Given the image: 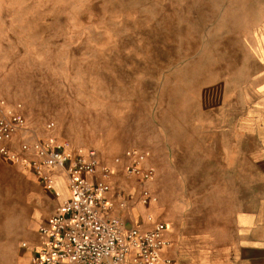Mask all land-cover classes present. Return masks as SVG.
<instances>
[{"label":"rangeland","instance_id":"374dc122","mask_svg":"<svg viewBox=\"0 0 264 264\" xmlns=\"http://www.w3.org/2000/svg\"><path fill=\"white\" fill-rule=\"evenodd\" d=\"M261 28L264 0H0V114L21 106L30 137L104 163L154 150L164 173L149 208L161 210L194 186L165 169L169 132L214 116L219 73L252 55ZM137 183L140 200L152 182ZM38 186L0 157V264L28 254Z\"/></svg>","mask_w":264,"mask_h":264},{"label":"crops","instance_id":"0c3cea01","mask_svg":"<svg viewBox=\"0 0 264 264\" xmlns=\"http://www.w3.org/2000/svg\"><path fill=\"white\" fill-rule=\"evenodd\" d=\"M259 34L258 40L249 42L252 55L219 73L210 95L217 104L214 116L169 132L168 145L177 156L173 160L168 157L167 173L194 178V186L187 187L180 201L175 203L168 195L161 210L156 206L150 211L154 203L145 206L142 197L135 199L141 181L127 174L128 161L114 163L127 151L113 163L106 162L115 173L109 198L121 203L128 200L127 209H117V216L128 228L140 231L151 229L149 216H161L168 224L164 238L170 243L163 254L174 264H264V28ZM173 139L177 141L171 142ZM128 151L146 155L142 168H154L156 177L163 176L162 168L153 163L158 158L154 150ZM165 153L163 150V156ZM23 169L39 184L36 220L29 242L23 244L28 251L23 264H30L42 241L38 223L40 227L48 222L70 192L62 171L52 172L55 190L48 191L32 170ZM154 181L150 191L155 195ZM121 188L131 190L133 200L123 196Z\"/></svg>","mask_w":264,"mask_h":264},{"label":"built area","instance_id":"2783aa9c","mask_svg":"<svg viewBox=\"0 0 264 264\" xmlns=\"http://www.w3.org/2000/svg\"><path fill=\"white\" fill-rule=\"evenodd\" d=\"M20 108L1 111L0 157L32 170L48 191L55 190L52 172L62 171L70 192L49 221L39 227L41 246L30 264H174L163 254L170 244L164 238L168 230L165 221L149 216L151 229L140 231L127 229L125 221L117 216V209H127L128 200L121 203L109 198L115 173L97 151L69 153L53 138L30 137ZM54 127L53 123L48 126ZM124 159L131 178L142 183L155 180L154 168H142L146 155L127 151L115 163L121 164ZM141 197L145 206L157 202L148 189Z\"/></svg>","mask_w":264,"mask_h":264},{"label":"water","instance_id":"95a60500","mask_svg":"<svg viewBox=\"0 0 264 264\" xmlns=\"http://www.w3.org/2000/svg\"><path fill=\"white\" fill-rule=\"evenodd\" d=\"M126 227H127V225H126ZM127 229H131V228H128V227H127Z\"/></svg>","mask_w":264,"mask_h":264}]
</instances>
